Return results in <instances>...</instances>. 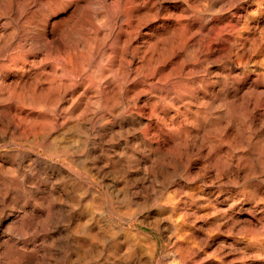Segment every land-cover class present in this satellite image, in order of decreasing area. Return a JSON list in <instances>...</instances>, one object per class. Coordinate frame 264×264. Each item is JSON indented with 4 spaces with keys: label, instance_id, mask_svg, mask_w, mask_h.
<instances>
[{
    "label": "bare ground",
    "instance_id": "bare-ground-1",
    "mask_svg": "<svg viewBox=\"0 0 264 264\" xmlns=\"http://www.w3.org/2000/svg\"><path fill=\"white\" fill-rule=\"evenodd\" d=\"M148 1L153 6L157 2ZM189 1L191 0L180 1L181 12L173 15L176 26L172 23L167 24L168 26L161 23L154 34L155 40L162 45L171 39V49L166 53L156 50L157 45L153 42L154 39L151 40V34L142 35V47L133 49L130 54L125 49L131 34H127L126 24L132 20L131 16L134 17L131 15L132 10L145 0H111L115 8H111L112 11L108 13L104 12L105 1L100 0L99 23L91 24L88 33L76 24L68 29V16L58 15L51 18L62 11V0L42 2L43 10L40 8L41 11L29 14L25 12L27 15L24 13V16L23 10H19L24 6L22 3L23 6L17 9V13L15 9V14H10L14 21L19 22L22 32L19 37L15 36L18 40L14 41L11 52L8 47L12 32L9 31L12 33L9 36L6 32L9 39L0 42V140L7 139L21 148L13 152L6 151L3 155L0 153V264H97L91 257V251H96L101 260L100 264H150L153 247L139 230L131 228L139 219L114 222L101 191L83 179L96 181L101 189H107L105 177L110 173L134 174L135 184L139 187L146 181L148 170L152 171L153 177L163 173L168 176L171 171L168 173L169 164L161 160L163 146L161 147L160 142L166 144L168 161L173 162L171 164L178 168L180 174L189 171L193 157L201 161L202 168L199 167L201 169L197 168L198 170H202L205 165L210 166L214 160L219 167V172L215 173L218 174L217 178H227L228 174L235 176L240 167L245 168L247 174H252L254 167H260L259 164L264 163V160H259L264 159V111L260 109L261 103H264V8L260 9V5L264 3L252 0L256 2L253 10L241 6L231 10L227 18L225 16L220 19L211 16L212 14L201 15V11L190 9L187 5ZM200 1L202 3L203 0ZM227 1H224L225 5L228 4L225 3ZM31 3L32 6L34 3ZM172 6L177 7L176 3ZM255 14L258 15L257 18L252 19ZM3 16L0 14V39L6 31V20L10 19L8 15ZM85 17L89 21L90 17ZM141 21L142 25L145 24L144 20ZM119 36L125 37L124 47L118 46L121 48L118 52L121 61L118 63L121 62L123 67L119 66L122 68L120 80L109 91L103 80L95 79L97 85L93 86L97 87L93 94L96 93L97 97L93 105L87 107L82 103V99L88 97L87 87L82 88L85 76L87 77L83 70V63L87 62L84 60L86 57L83 48L93 43L90 52L92 58L88 62H105L99 58V54L102 47L108 44L110 55L108 56V52L104 53L109 57L107 68L110 69L113 67L115 55L118 54L114 47ZM12 44L11 42L10 46ZM211 54H215L222 61L225 59V64L221 63L224 68L219 69V72L210 70L212 64L208 67L207 60ZM252 57L255 59L252 66L256 69L248 70ZM133 58L137 60L135 65L132 64ZM245 69L253 71L251 77L246 76ZM19 70L21 75H18ZM112 70L116 75L114 69ZM241 75L244 76L243 81L239 78ZM7 78L11 79L8 83ZM128 83L131 84L130 87L127 86ZM101 104L105 110L98 112L95 106ZM107 108H111V111ZM115 123L118 126L116 130L113 128ZM228 128L233 129L242 146H245L240 154L233 155L234 152L229 151ZM129 132L132 134L131 137L128 136L130 138L120 144L113 143L112 140L119 134ZM67 136L73 141H79L84 146L85 153H77V150H72L62 141H56L57 138L63 139ZM107 142L110 144L107 145ZM248 144L253 148L246 149ZM237 145L236 148L241 146ZM35 151H38L37 154ZM174 152L179 154L172 157ZM233 157L235 161H232ZM242 159L249 163H244L243 166L240 163L244 161ZM174 176L178 177L175 174ZM257 177L260 180L256 179L258 182L255 184L259 186L264 183V172L260 170ZM189 179L193 181L192 177ZM209 183L207 185L212 187V182L210 185ZM114 185V182H109L110 187ZM187 193L188 191L185 194ZM84 199L89 200L91 207L89 204L83 205ZM171 201L173 203V200L169 202ZM120 208L115 207L117 215L132 217L131 212H122ZM199 216L202 217L201 214ZM121 223H126L127 227H123ZM138 223L143 224L142 221ZM147 226L149 225L145 224ZM173 233L175 235L176 232ZM185 237L180 239L188 238ZM173 238L175 240L171 244L176 247L173 252L176 253L180 249V245L177 246V234Z\"/></svg>",
    "mask_w": 264,
    "mask_h": 264
},
{
    "label": "rangeland",
    "instance_id": "rangeland-1",
    "mask_svg": "<svg viewBox=\"0 0 264 264\" xmlns=\"http://www.w3.org/2000/svg\"><path fill=\"white\" fill-rule=\"evenodd\" d=\"M12 1H13V3H12ZM31 1H33V0H31ZM31 1L30 0H11V1L10 0H8V1L6 0L5 3H4V0H0V2H1L0 3V14L4 15V16L5 15L9 16L10 14L13 15V14H15V9H16V13H17L18 12L17 9L21 8L23 5L24 6L22 7V9H19L20 12H22L21 10H23V12H22L23 16L26 13L29 14V12H36V11L39 12V11L44 9L43 3L45 1H48V0H41V1L40 0H35V1L32 2L34 4H32ZM38 1H40V3ZM59 1H61V0H59ZM74 1L75 0H72V1L71 0L70 1L69 0H62V3H63L62 4L63 5L62 11L57 12L51 18H54V17H56L58 15L68 16V22H67V28L68 29H69V27L71 28L72 24H74V25L76 24L77 27H79L81 29H84V31L86 33H88L91 24L96 25V24L99 23V18H100L99 12L101 10L100 0H76L75 1L76 3ZM104 1H105L104 12L108 13V12L112 11L111 8H115L114 4L111 3V0H104ZM156 1L157 2L153 6V5H150V2L148 0H145V2L143 4L141 3V5L140 4L138 5L140 7L137 6L136 7L137 9L134 8L132 10L131 15H133L134 17L131 16L132 20H130V22H129L130 25H129V23L126 24V28L128 30L127 34L131 33V34H129L130 37L128 36L130 42H128L129 44H127L128 47L129 46L130 47L128 48L127 45H125V49L127 48L126 49L127 53L130 54L131 52L134 51L133 49H135V48L137 49L138 47H142L143 39H141L140 37L148 36L150 34H151V40L153 41V39H154L153 42L154 43L156 42V45H157L156 46V50L158 49L157 51L166 53L168 50L171 49L170 45H169L170 42H171V39H169V40H167L165 42V44H167V45H165V44L162 45V44L158 43L157 40H155L156 37L154 38V36H155L154 34H155V32H157L159 30V27H160L161 23H163L166 26L172 25V24H173V26L174 25L176 26L177 22L174 21L175 17L173 15H174V13L176 14V12L177 13L181 12L180 11L181 8L179 6L181 5L182 2H180L181 0H163V1L156 0ZM197 1H199V2H197ZM204 1L205 0L202 1L203 5H201L202 3H201L200 0H191V1H189L187 3V5L190 7V9H192L194 11H197V10H198V12L201 11L199 13L201 15L205 14L206 16H208V15L212 14L211 16L219 17L220 19H223L225 16H226L225 18H227L229 16V14L233 10H235L237 8H240L241 6H247L251 10H253V8L256 7L255 6L256 2H254L252 0H247V1L235 0V2H234V0H228L227 2H225L226 4L230 3L229 4L230 6L228 4L227 5L224 4V1H226V0H224V1H221V0H206L207 3H206V1L204 3ZM209 1H210V3H209ZM232 1L234 3V6H233ZM64 2H66V3H64ZM220 2L221 3L223 2L224 5L220 4ZM236 2H237V4H236ZM6 3H8L9 5L8 4L6 5ZM22 3H23V5H21ZM25 3H26V5H25ZM30 3L32 4V6L30 5ZM172 3L173 4L176 3L177 7L176 8L173 7ZM198 3H200V4H198ZM214 3H215L216 6L218 5L217 6L218 8L214 5ZM260 3H264V0H260ZM10 4H11V6H10ZM13 4L16 5V7ZM19 4H20V7H19ZM35 4H37V5H35ZM38 4H40V5H38ZM74 4H76V6ZM243 4H246V5H243ZM108 5H110V6L112 5V7H110ZM204 5H206L205 8H204ZM13 6H14V8H12ZM26 6L29 7V9ZM35 6H37L39 9L37 7L35 8ZM152 6L156 10L154 8H152ZM219 6H220V9H219ZM96 7H98V8H96ZM196 7L199 8L200 10L197 9ZM8 8H9V10H8ZM24 8H25V10H24ZM32 8H34V10H32ZM40 8H41V10H40ZM212 8H214V10H212ZM262 8H264V5L261 4L260 5V9H262ZM26 9L28 11H26ZM142 9H145L146 11L142 10ZM215 9H217V11ZM221 9H223V10H221ZM6 10L10 11V13L8 11H6ZM95 10H97V12H95ZM138 10H139V12H137ZM147 10H148V12H147ZM208 11H209V13H208ZM69 12H70V15H68ZM91 12H92V14H94L93 16H92ZM164 12L168 13V14H165ZM262 12H264V10H262ZM88 13H89V15H88ZM143 13H144V15H141ZM170 13H171V15H170ZM255 15H253L252 19L257 18L258 15L257 14H255ZM85 16L90 17L92 19L90 20V18H89V21H88V19ZM136 16H137V18H136ZM9 17H10V19L8 18L6 20V23H5V25H6L5 26V30L6 31H5L4 35H2L3 37L1 36V39H0L1 41L0 42H3L2 40H5V41L8 40L9 38H7V37L10 34L13 33L12 35H10V38H11L10 44H11V42L13 44L11 46L9 44V47H8V51L11 52L12 48H14V46H13V45H15L14 43L17 42V40H18L17 37H19V34L21 35L22 27H20L21 25L19 24L18 21H17L18 23L16 21H14V19H13V17H11V15ZM83 17H85L87 20L85 18H83ZM96 17H97V19H96ZM141 17H142V19H141ZM163 17H165V18H163ZM80 19L82 21H80ZM139 19H140V22H138ZM141 20H144L143 23H145V24L142 25V21ZM82 22L85 23V24H83ZM77 23H79V25ZM136 24H137L138 27H136ZM13 25H14L15 29L18 27L17 28L18 30L17 29L15 30L14 28L12 29ZM9 28H11V29H9ZM130 28H132L131 31H130ZM13 30H14L15 33L13 32ZM137 30L139 32H137ZM9 31L12 32V33H9ZM19 31H20V33H19ZM6 32H8V34ZM145 32L146 33L149 32V33L146 34ZM6 34L8 35L7 37H6ZM133 34H135V37H133ZM15 36H17V37H15ZM120 37H122V36H119V38L117 40L118 41L117 43L119 44V42H120V44L118 45L116 43V46L114 47L115 50H116V54L121 50V48L124 47L123 46V40H124L125 37H122V38H120ZM93 45L94 44L92 43L91 45L83 48V51H84L83 54H85V57H86L84 60L87 61L86 63L84 61L85 65L83 63V70L85 71V73H87L85 75H87V77L89 79L85 76V80H84V84H83L82 88L85 86L84 88L86 89V87H87V89H88L87 96L88 97H84L82 99V103L84 105H86L87 107L92 106L93 102L95 101V98L97 97L96 93L93 94L94 92H96L95 88L97 87V86L96 87L93 86L94 84L97 85V81L95 79L103 80L105 82V87L108 88V90L110 91V88L112 87V85L118 83V81L120 80V78H119L120 76L119 75H121L122 68H123L121 66V62H120V64L118 63L119 61H121V59L119 58L120 57L119 53L117 54V56L115 55V57H114L115 59L113 60V62H114L113 63V67L110 68V69L107 68V67H109V66H107L108 63H109V60L107 61V59H109L108 56L110 55L109 52L111 51V49H110L108 44H106L105 47H102V49L100 50L101 52L99 54V58L102 59V60H105L106 63L104 61H101V60L100 61L96 60L97 62L94 61L93 63H92V61L88 62L92 58V54L90 52H91V48H92ZM120 45H121V48H119ZM163 46L165 47L164 48L165 50L162 48ZM160 48H162V49H160ZM103 49H104V51H103ZM102 51H103V53H102ZM104 52L106 54L108 52V56H105ZM106 57H108V58H106ZM215 57H216L215 54H211L210 55L211 59L209 58L207 60V64H208V67H209V64H212V65H210V70H212V69H213V71H217L218 70L217 72H219V69L224 68L221 65V63L224 65L225 64V59H223V61H222V59L216 57L218 59V61H217V59ZM135 59L136 58L132 59V62H133L132 64H134V65L137 64V60H135ZM209 60H210V62H209ZM134 61H136V62H134ZM211 61L214 62V63H211ZM254 61H255V59L253 60V57H252L250 62H249V64L250 63L251 64L250 65L248 64V70H255L256 69L255 66H252V65H254V63H253ZM0 62H1V60H0ZM90 64H92L91 65L92 67L90 66ZM93 64H94V66H93ZM100 64H101V66H100ZM104 64H106V67H105ZM114 64H115V66H114ZM103 65H104V67H102ZM116 65H118L117 66L118 69L121 68V67L122 68L118 70V69H116ZM17 66L19 67V65H17ZM119 66H121V67H119ZM88 68H89V70H93V71H89ZM101 69L103 71L104 70H107V71L109 70V71H108V73H107V71L106 72L104 71L105 72L104 73ZM112 69H114V71L116 72V75H115V73L112 72L113 71ZM95 70H97L98 73ZM117 70L120 72V74H118L119 72ZM100 71H102L103 74ZM109 73H111V74H109ZM244 73L246 74L247 77L248 76L251 77L252 74H253V71L250 72V71H246V69H245ZM21 74L22 73L19 70L18 71V75H21ZM92 74H94L93 76L96 75L95 76L96 78L93 77ZM108 75H109V77H108ZM242 76L243 75L239 76V78L241 77L240 79L243 81L244 76L243 77ZM9 81H11V79L7 78L6 79V83H8ZM94 81H96V82H94ZM127 86L130 87L131 84L128 83ZM92 87H94V88H92ZM90 88H92V89H90ZM107 93L110 95L109 92H107ZM95 108H96V110L98 112H100L101 110H105V108H104V106L102 104L101 105H96ZM107 109L110 110L111 108H107ZM260 109L262 111H264V103H261ZM117 127L118 126L115 123L113 128L116 130ZM232 131H233L232 128H228L227 129L228 141H229V144H228L229 151H233L234 152L233 155L240 154L239 152L242 151L244 145L242 146L241 142L238 140L239 139L238 136H236L234 131L233 132ZM128 136H130V137L132 136L131 132H129V133H121V134H119V136L115 137L114 140H112V141H113L114 144H120L123 141H125L127 138H130ZM63 139L62 138H57L56 141H62L63 143H65L67 145V147L72 148V150H77V153H80V154L81 153L82 154L85 153L84 148H83L84 146L79 141H73L68 136H67V138L64 137ZM152 140L154 141V139H152ZM0 141H1V144H0V153H1V155H3V153L6 152V151L7 152H13V151L18 150V149L21 148L19 146L17 147L16 144H13V143L11 144L9 142V140H7V139L0 140ZM8 143H10V144H8ZM106 144L109 145L110 142L109 143L107 142ZM160 145H161V147L163 146L162 149L164 148V150L161 149V155H160L161 156V160H162V162H166L167 165L169 164V166H167L168 173L171 171L170 173L172 174V176H171L170 173H169L168 176H166V174L163 173V174H161V176L160 175H156L155 176L156 178H155V177L152 176V171L148 170L146 172L148 174V176L146 175V177H147L146 181H144L143 185H141L139 187V185L135 184L134 178L136 177V175H134V174L127 175L124 172L110 173V174L107 175V177H105V183H107V185H108L107 189H104V188L101 189L99 184L96 181L90 182L88 179H83L82 178L83 180L87 181L89 184L93 185L94 188L96 187V189L101 191L102 198L107 201L108 208H109L108 210L109 211L111 210L110 211V213H111L110 216H111V219H113L114 222H118L119 220L120 221L121 220H125L126 221V220H129V219H132V220H135V221H137L139 219L138 221H142L143 222V224H142L143 226L141 224H139L138 221H137V222H135V224L133 226H131V228H135L137 231L139 230L138 232L143 237H145L149 241V243L151 244V247H153L151 249V252L153 253V259H152L150 264H161V263L165 264L166 261H167L166 264H264V253H262V252H264V247H262V246H264V197H262V195H264V183L260 184L259 186H257L255 184V182H258L256 179L260 180L257 177L259 175V173H260V170H262V172H264V166H262V165H264V163L259 164V166L261 165L260 167H254L253 168L254 170H252L253 172L251 171L252 174L251 173L247 174L245 168L243 169L242 167H240L239 169L241 170V172L239 170L237 175H235V176L233 174H228L227 178H225L226 176L224 178H217L218 174H215V173L219 172V171L217 172V170H219V167L216 165L214 160H212L214 163L211 162L212 164L210 166L209 165H207V166L205 165V167L202 170H198V169L202 168L201 167V161L197 157H193L195 159L191 158L192 165L189 168V171H187V173H185V174H183V173L180 174L181 172L178 170V168L175 167V165H172L173 162L172 161H168L169 152H167L166 144L160 142ZM236 145L237 146L241 145L242 146V147L240 146L241 149H239L240 147L236 148ZM244 148H245V146H244ZM249 148L252 149L253 146L248 144V146H246V149H249ZM37 152L35 151L36 154H37ZM176 154L178 155L179 153L178 152H174L172 157L177 156ZM244 159H242V160H244ZM4 160H7V159L4 158ZM259 160L261 162L264 159L260 158ZM232 161H235V157H233ZM244 161L240 162V163L243 164V166H244V163L245 164L249 163L247 160H244ZM5 162H7V161H5ZM199 167H201V168H199ZM260 168H262V169H260ZM208 169H209V171H208ZM177 170L179 171V173H178ZM255 170H256L257 173L255 172ZM191 172H193V173H191ZM202 172H205V173L203 174ZM174 174L177 175L178 177L174 176ZM208 174H210V175H208ZM242 174H243V176L246 175V176H244L245 178L241 176ZM165 176L168 177V178H170V177H172V178L168 181V178H166ZM236 176H237V178L239 180H237ZM189 177H192L193 181L190 180L191 178L189 179ZM246 177H247L248 180L246 179ZM150 178L153 179V180H151ZM187 178L189 179V181H188ZM155 179H156V181H154ZM177 179H179V180H177ZM200 179L202 180V183H201ZM148 180H150V182H152V183H149ZM182 180L184 182H182ZM231 180H232L233 183L231 182ZM241 180H243V181H241ZM249 180H250V182H249ZM209 181L212 182V187L210 185L211 182L209 183ZM109 182H114L115 185L110 187L109 186ZM205 182H206V185H204ZM208 183H209L210 186L207 185ZM234 183H236V185ZM145 184H147V185L151 184L150 185L151 187L147 186V185L144 186ZM201 184H203V185H201ZM213 185L214 186L216 185V186L214 187ZM220 185H222V186H220ZM224 185H225V187H224ZM131 187H132V189H131ZM261 189H262V191H261ZM186 190L188 191L187 194H189V195L185 194L187 192ZM140 191H142V193H140ZM254 191H256L257 193L259 192V193L257 194ZM58 193L60 194V192H58ZM191 194H192V196H191ZM196 195H197V197H196ZM214 195H215V198H214ZM189 196H191L190 199H189ZM202 196H203L204 199L202 198ZM128 198H130V199H128ZM193 198H195L194 201H193ZM85 200H86V203H85ZM138 200H141V201H138ZM170 200H173V203H172V201L169 202ZM181 200H183V201H181ZM205 200H206L207 203L205 202ZM141 202H143V203H141ZM147 202H149V203H147ZM168 202L173 207H171L168 204ZM209 202H210V204H208ZM229 202L231 203V205H230ZM135 203H136V205H135ZM183 203H185L184 206L182 205ZM68 204H70V202ZM86 204L87 205L89 204V200L84 199L83 205H86ZM139 204H141V205L139 206ZM165 204H167V205H165ZM90 205L91 204H89V207H91ZM177 206H179L180 208H176ZM230 206H231V208H230ZM115 207H118V208L121 207L120 209H121L122 212L123 211L124 212L125 211L129 212V213L131 212L133 218L132 217L129 218L126 215H122L123 217L121 215H117V213L115 212L116 211ZM141 207H143L144 209H141ZM132 208H134L133 211H132ZM112 209H114V210H112ZM172 209L175 210V212L178 213V214H176ZM165 212H167V213H165ZM91 213H93V212H91ZM182 213L184 214V216H183ZM180 214H182V215H180ZM200 214H201V216H202L201 218H203V220L200 218V216H199ZM93 216H95L94 213H93ZM118 216H120L121 219ZM164 216L166 217V219H165ZM205 216H206L207 219L205 218ZM146 217H147V219H146ZM170 222H172V224ZM156 223H157V225H156ZM145 224L146 225L148 224L149 226L145 227ZM178 224H180L181 226L178 225ZM121 225L123 227H127L126 223H121ZM165 226H167V227H165ZM186 228H188V229H186ZM169 229H171L172 231L170 230V232H169ZM191 231H192V233H191ZM173 232H176L175 235H174ZM185 232L188 233V234H185ZM182 233H184V234H182ZM176 234H177V238H176L177 239V246L180 245V247H178V248L181 249V250L178 249V252H176L177 254L173 253V252H175V250H176L175 248L176 247L173 246V244H171V243H173L172 241L175 240V238H173V237H176ZM180 234H181V236H180ZM166 235H168V236H166ZM169 235H171L172 237L169 236ZM185 235H186V237H185ZM182 236H184L185 238H187V237L188 238L185 239V240H181L180 238H182V239L184 238ZM167 239L170 240L169 243L171 245L168 243ZM167 244H169V245H167ZM168 250L171 253H169ZM168 253H169V255H168ZM258 253H259V255H258ZM90 254L92 255V256L91 255L90 256L93 258V260H95L97 262V264L101 263V260L99 259L100 257H98L96 255V251H91ZM171 254H173L175 256L172 255V257H173L172 258ZM166 257L167 258L170 257V258L167 260ZM174 257H176V258H174ZM160 258H161V260L163 262L160 260ZM164 260H166V261H164ZM145 261H146V259H145Z\"/></svg>",
    "mask_w": 264,
    "mask_h": 264
}]
</instances>
